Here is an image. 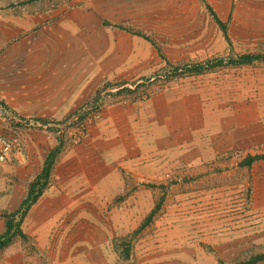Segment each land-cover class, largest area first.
I'll list each match as a JSON object with an SVG mask.
<instances>
[{
	"label": "rangeland",
	"instance_id": "rangeland-1",
	"mask_svg": "<svg viewBox=\"0 0 264 264\" xmlns=\"http://www.w3.org/2000/svg\"><path fill=\"white\" fill-rule=\"evenodd\" d=\"M41 44L93 89L50 119L20 98ZM243 55L264 0H0V264L264 254V62Z\"/></svg>",
	"mask_w": 264,
	"mask_h": 264
},
{
	"label": "crops",
	"instance_id": "crops-1",
	"mask_svg": "<svg viewBox=\"0 0 264 264\" xmlns=\"http://www.w3.org/2000/svg\"><path fill=\"white\" fill-rule=\"evenodd\" d=\"M37 22V20H34ZM69 39L66 40L68 42ZM71 43V42H68ZM72 44V43H71ZM41 46L44 50L39 51L37 57V68H31L33 64L30 62H24L25 67L27 69L24 71L23 77L29 81V83L34 84V93L30 98V93L20 91V98L22 102L29 104L26 105V108H30L29 113L31 111L35 112L34 115L41 118H51L56 117L62 110L68 107V104L72 105V101L77 96H80L81 99L86 98V100L90 99V91H92V85L87 81L86 76L83 77L82 67L79 66L78 71H74L71 68H58L56 71L53 70V66L56 63L57 58L52 57L54 53L50 48ZM68 46V45H67ZM73 46V45H71ZM69 47V46H68ZM47 49V51H46ZM50 58V59H49ZM21 59V58H20ZM54 62H52V60ZM100 59V57L98 58ZM23 65V63H22ZM23 65V66H24ZM29 71L30 76L27 79V72ZM40 84V86H38ZM56 102H58L56 104Z\"/></svg>",
	"mask_w": 264,
	"mask_h": 264
},
{
	"label": "trees",
	"instance_id": "trees-1",
	"mask_svg": "<svg viewBox=\"0 0 264 264\" xmlns=\"http://www.w3.org/2000/svg\"><path fill=\"white\" fill-rule=\"evenodd\" d=\"M255 60H262L264 62V56H256V55H243V56H240L237 60L235 59H230L227 63L230 64V65H247V64H250L252 63L253 61ZM223 62L222 61H216V62H213V64L211 65H222ZM175 70H177L175 68ZM255 159H257L256 157L254 158H250L246 161V164L249 165L252 161H254ZM32 202V198L31 197H27L24 201H23V204H28ZM11 234L9 236H6V237H2L1 240H0V248L7 244L10 239H11ZM264 261V254L262 255H258V256H255L254 258H252L249 262L247 263H243V264H257L259 262H262Z\"/></svg>",
	"mask_w": 264,
	"mask_h": 264
},
{
	"label": "built area",
	"instance_id": "built-area-1",
	"mask_svg": "<svg viewBox=\"0 0 264 264\" xmlns=\"http://www.w3.org/2000/svg\"><path fill=\"white\" fill-rule=\"evenodd\" d=\"M15 139L6 140L4 137L0 135V161H3L8 153L11 151V146H14Z\"/></svg>",
	"mask_w": 264,
	"mask_h": 264
}]
</instances>
